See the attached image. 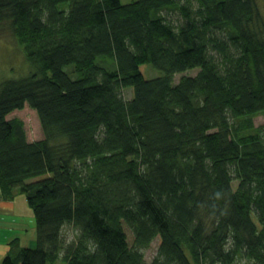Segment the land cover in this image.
Instances as JSON below:
<instances>
[{"label":"trees","instance_id":"obj_1","mask_svg":"<svg viewBox=\"0 0 264 264\" xmlns=\"http://www.w3.org/2000/svg\"><path fill=\"white\" fill-rule=\"evenodd\" d=\"M7 18L39 71L0 82V184L38 228L2 264H264L258 0H0ZM26 102L44 139L8 118Z\"/></svg>","mask_w":264,"mask_h":264},{"label":"rangeland","instance_id":"obj_2","mask_svg":"<svg viewBox=\"0 0 264 264\" xmlns=\"http://www.w3.org/2000/svg\"><path fill=\"white\" fill-rule=\"evenodd\" d=\"M122 1L124 2L129 0ZM258 3L260 5L262 13H264V0H258ZM172 14L174 17L178 16L177 13L172 12ZM10 26V20L8 18L0 22V82L8 80L9 78L20 79L22 77L29 76L35 71H39V68L36 67L34 63L28 60L24 46L20 43L17 36L13 34ZM141 69L147 78L159 76V74L162 73L160 70L153 68L150 63L142 64ZM198 71V68H191L190 70L188 69L181 71L180 73H177L175 75V81H178L182 75L196 74ZM124 95L126 96V98L133 97V87H128L127 89H125ZM11 117H18L20 120L24 121V128L25 131H27L26 133L28 141L45 138V132L42 129V123L39 118L38 110L34 107H31L28 102H26V104L21 108L13 109V111H11V113L8 115V118ZM254 121H256V125L264 124V115L258 114V116L254 118ZM58 141H61V139ZM24 196L27 197L25 194ZM35 226H37L36 217ZM62 226L63 227L60 237L62 238L65 245L70 244V242L75 241L80 237V228L74 225L72 222H66ZM126 231L128 234L129 242H133L134 234L132 229L128 225H126ZM160 242L161 237L160 235H157L149 243L150 245L146 246L143 249L145 261L149 263L154 260L156 256H158Z\"/></svg>","mask_w":264,"mask_h":264},{"label":"crops","instance_id":"obj_3","mask_svg":"<svg viewBox=\"0 0 264 264\" xmlns=\"http://www.w3.org/2000/svg\"><path fill=\"white\" fill-rule=\"evenodd\" d=\"M18 188L6 194L0 184V264L20 247L36 246L37 227L32 206Z\"/></svg>","mask_w":264,"mask_h":264}]
</instances>
